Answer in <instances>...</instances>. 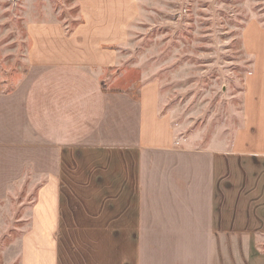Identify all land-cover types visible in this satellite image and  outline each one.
<instances>
[{"label":"crops","instance_id":"0c3cea01","mask_svg":"<svg viewBox=\"0 0 264 264\" xmlns=\"http://www.w3.org/2000/svg\"><path fill=\"white\" fill-rule=\"evenodd\" d=\"M118 1L81 0L85 22L72 32L30 24L27 70L12 88L0 64V199L27 169L45 178L21 264H217L221 225L264 234V27L251 21L243 33L253 65L238 123L186 138L156 83L139 94L103 85L119 62L110 47L136 15L134 1L122 12ZM234 156L249 161L245 171L220 178ZM245 238L242 264H264V242Z\"/></svg>","mask_w":264,"mask_h":264},{"label":"rangeland","instance_id":"374dc122","mask_svg":"<svg viewBox=\"0 0 264 264\" xmlns=\"http://www.w3.org/2000/svg\"><path fill=\"white\" fill-rule=\"evenodd\" d=\"M125 1L115 3L121 12ZM132 1L136 15L124 40L110 47L118 51L119 62L103 74L104 87L139 94L144 84L156 83L163 111L186 138L197 134L209 140L230 132L238 123L245 76L253 65L243 33L251 21L264 27V0ZM35 22L61 23L72 32L85 22L81 0H0V64L8 77L6 88L15 86L27 70L29 25ZM248 163L237 156L231 162L222 159L220 178L243 173ZM44 181L27 169L11 193L0 199V264H21L30 207ZM254 212L247 214L250 220ZM239 214L232 208L233 222ZM221 227L217 264L227 263L225 250L231 264H242L246 236L264 242L262 229L235 233L234 228L228 233Z\"/></svg>","mask_w":264,"mask_h":264}]
</instances>
